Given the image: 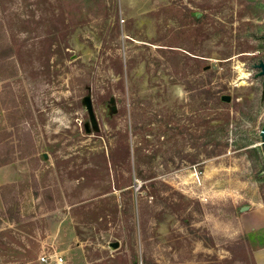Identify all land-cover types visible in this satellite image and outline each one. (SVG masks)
<instances>
[{
	"label": "rangeland",
	"instance_id": "obj_1",
	"mask_svg": "<svg viewBox=\"0 0 264 264\" xmlns=\"http://www.w3.org/2000/svg\"><path fill=\"white\" fill-rule=\"evenodd\" d=\"M263 60L264 0H0V264H256Z\"/></svg>",
	"mask_w": 264,
	"mask_h": 264
},
{
	"label": "crops",
	"instance_id": "obj_2",
	"mask_svg": "<svg viewBox=\"0 0 264 264\" xmlns=\"http://www.w3.org/2000/svg\"><path fill=\"white\" fill-rule=\"evenodd\" d=\"M11 164L0 167V186L10 184L15 179L11 175ZM246 227V237L252 248L253 257L256 264H264V208H255L248 212Z\"/></svg>",
	"mask_w": 264,
	"mask_h": 264
},
{
	"label": "water",
	"instance_id": "obj_3",
	"mask_svg": "<svg viewBox=\"0 0 264 264\" xmlns=\"http://www.w3.org/2000/svg\"><path fill=\"white\" fill-rule=\"evenodd\" d=\"M255 68L259 69L257 76L262 77V87L264 88V60L259 61V63L255 65ZM221 99L224 101H228L229 97L223 96ZM85 102H86V106H87L88 111L91 112V106H90L89 100L87 98L85 99ZM259 137H260V144L259 145L262 148V155L264 158V122H263L261 130L259 132ZM244 209H246V208H242V210H244Z\"/></svg>",
	"mask_w": 264,
	"mask_h": 264
},
{
	"label": "built area",
	"instance_id": "obj_4",
	"mask_svg": "<svg viewBox=\"0 0 264 264\" xmlns=\"http://www.w3.org/2000/svg\"><path fill=\"white\" fill-rule=\"evenodd\" d=\"M41 264H64V261L60 256L43 254L39 257Z\"/></svg>",
	"mask_w": 264,
	"mask_h": 264
},
{
	"label": "bare ground",
	"instance_id": "obj_5",
	"mask_svg": "<svg viewBox=\"0 0 264 264\" xmlns=\"http://www.w3.org/2000/svg\"><path fill=\"white\" fill-rule=\"evenodd\" d=\"M242 77H244L245 73L243 71L239 72Z\"/></svg>",
	"mask_w": 264,
	"mask_h": 264
},
{
	"label": "flooded vegetation",
	"instance_id": "obj_6",
	"mask_svg": "<svg viewBox=\"0 0 264 264\" xmlns=\"http://www.w3.org/2000/svg\"><path fill=\"white\" fill-rule=\"evenodd\" d=\"M258 70V72H259V69H257ZM261 84H262V77H261ZM263 91H264V88H263Z\"/></svg>",
	"mask_w": 264,
	"mask_h": 264
},
{
	"label": "trees",
	"instance_id": "obj_7",
	"mask_svg": "<svg viewBox=\"0 0 264 264\" xmlns=\"http://www.w3.org/2000/svg\"><path fill=\"white\" fill-rule=\"evenodd\" d=\"M262 173H264V166H263V168H262Z\"/></svg>",
	"mask_w": 264,
	"mask_h": 264
}]
</instances>
